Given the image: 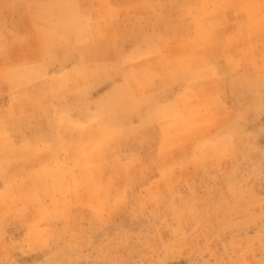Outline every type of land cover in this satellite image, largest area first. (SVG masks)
<instances>
[{"label": "rangeland", "instance_id": "1", "mask_svg": "<svg viewBox=\"0 0 264 264\" xmlns=\"http://www.w3.org/2000/svg\"><path fill=\"white\" fill-rule=\"evenodd\" d=\"M0 264H264V0H0Z\"/></svg>", "mask_w": 264, "mask_h": 264}]
</instances>
